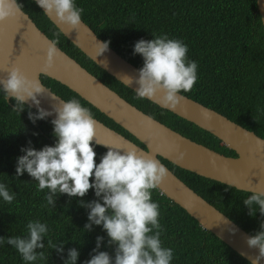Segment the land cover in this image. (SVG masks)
<instances>
[{"label": "trees", "instance_id": "1", "mask_svg": "<svg viewBox=\"0 0 264 264\" xmlns=\"http://www.w3.org/2000/svg\"><path fill=\"white\" fill-rule=\"evenodd\" d=\"M19 3L63 51L128 102L193 141L219 153L236 155L210 132L147 98H137L134 90L108 74L70 42L33 0H19ZM76 4L83 9L81 19L97 36L108 41L110 47L138 68L143 60L140 54L133 53L137 40L152 39L153 34L161 33L181 39L188 46L187 57L197 63L196 82L191 90L181 94L264 138V27L256 0H76ZM40 78L64 100L78 99L89 108L93 117L145 147L67 86L46 75ZM15 103L12 98L5 101L0 94V180L6 181L9 190L16 194L11 204L0 201V236L26 235L27 222L39 219L49 226L48 235L42 238L44 247L36 249L38 253L43 252L44 257L28 264H65L70 248L78 251L76 264H84L94 254L97 236L102 240L96 250L106 251L114 258L116 243L109 242L102 225L88 221L89 208L85 205L99 199L93 189L90 188L83 197L55 193L53 204L48 206L44 201L47 189L37 191L36 181L26 172L18 177L15 175L16 158L23 154L22 146L39 149L56 140L51 119L45 117L33 122L28 113L35 114L36 110L25 104L17 112L13 110ZM106 150L95 146L97 162ZM160 159L190 188L250 235L261 230L264 214L255 203H243L250 192ZM151 192V198L159 204L162 244L173 249L171 264H251L202 228L158 188ZM85 224H91L90 229L85 228ZM49 240L53 246L49 245ZM58 248L63 250L57 251ZM0 264L25 262L5 242L0 245Z\"/></svg>", "mask_w": 264, "mask_h": 264}, {"label": "clouds", "instance_id": "2", "mask_svg": "<svg viewBox=\"0 0 264 264\" xmlns=\"http://www.w3.org/2000/svg\"><path fill=\"white\" fill-rule=\"evenodd\" d=\"M35 2L46 16L54 14L56 20L72 28L80 24L83 9L77 6L76 0ZM21 7L19 0H0V21L12 17ZM98 43L101 45L100 54L108 48V41ZM55 45L56 40L53 39L47 46L46 66L60 55ZM187 51L186 43L169 37L167 33L137 40L133 53L140 54L143 64L135 77L138 84L134 89L136 97L150 99L162 93L159 99L168 107L183 99L180 93L191 90L197 80V63L187 57ZM6 72V76L0 77V94L5 101L11 97L16 102L14 111L22 110L30 99L38 106L35 114L28 113L30 120L34 122L51 115L49 109L39 107L38 96L45 91L39 79L29 77L19 66H12ZM131 80L127 77L121 79V83L129 87ZM51 124L56 137L54 144H46L39 149L22 146L23 154L16 158L15 175L18 177L26 172L36 181L37 191L47 189L44 201L48 206L53 204L55 193L83 197L90 188L94 190L99 199L85 205L89 208L88 221L102 225L109 242L116 243V254L112 258L106 251H97L102 240L97 236L94 254L84 264H171L173 249L162 244L159 204L151 198V190L168 175L166 167L155 157L136 148L122 151L113 146L107 147L97 162L94 148L102 143L96 139V121L89 108L74 97L62 101L55 108ZM245 191L251 194L243 203H255L264 214V190ZM15 195L7 182L0 180V201L11 204ZM91 224H85V228L90 229ZM25 227L26 235L0 236V245L5 242L11 245L28 264L38 257L43 259L44 253H38L36 249L44 247L42 238L48 235L49 226L36 219L29 220ZM246 242L250 248H258L257 257H264V221L261 222V230L247 237ZM49 245L53 246L51 240ZM77 257V249L70 248L65 264H76ZM257 257L250 261L251 264H257Z\"/></svg>", "mask_w": 264, "mask_h": 264}, {"label": "water", "instance_id": "3", "mask_svg": "<svg viewBox=\"0 0 264 264\" xmlns=\"http://www.w3.org/2000/svg\"><path fill=\"white\" fill-rule=\"evenodd\" d=\"M256 3L264 27V0H256ZM47 17L70 42L100 68L120 82L121 79L131 77L128 88L134 90L138 87L135 77L139 68L109 45L105 51L98 54L101 50L98 42L104 41L82 19L78 26L72 28L56 20L54 14ZM50 42L52 39L22 9L12 17L0 21V77L7 75L6 69L19 66L29 77L39 79L42 84L40 76L46 75L77 93L145 147L94 117L96 139L102 143L97 145L105 149L111 146L119 147L122 151L136 148L143 154L158 159L166 167L168 175L161 180L157 188L196 219L202 228L213 233L239 255L249 262L255 259L259 253L258 248H250L246 242L247 237L251 235L190 188L161 161L160 157L180 168L239 190L259 191L264 190V138L181 93L183 99L173 107L162 104L159 99L162 93L147 98L161 108L210 132L236 155L230 156L210 149L183 136L128 102L57 44L55 46L60 55L50 66H46V50ZM44 87V93L38 96L39 107L49 109L51 115L47 118L52 120L55 117V108L64 99L49 87ZM25 104L37 111L38 106L30 99ZM257 264H264V257H257Z\"/></svg>", "mask_w": 264, "mask_h": 264}]
</instances>
